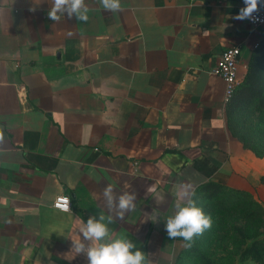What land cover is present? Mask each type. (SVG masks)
<instances>
[{
    "label": "crops",
    "instance_id": "obj_1",
    "mask_svg": "<svg viewBox=\"0 0 264 264\" xmlns=\"http://www.w3.org/2000/svg\"><path fill=\"white\" fill-rule=\"evenodd\" d=\"M85 4L87 21L54 22L50 0H0V264H88L72 241L100 214L147 264H176L185 243L165 222L182 186L215 183L264 206V157L231 136L211 74L239 46L241 81L264 26L235 19L243 0ZM108 185L136 195L123 219ZM60 195L67 213L52 207Z\"/></svg>",
    "mask_w": 264,
    "mask_h": 264
},
{
    "label": "clouds",
    "instance_id": "obj_2",
    "mask_svg": "<svg viewBox=\"0 0 264 264\" xmlns=\"http://www.w3.org/2000/svg\"><path fill=\"white\" fill-rule=\"evenodd\" d=\"M105 10L117 12L121 9L120 0H99ZM244 7L235 16L237 20L252 19L253 13L260 11L264 7L262 0H243ZM50 10L48 18L54 22H59L61 16L69 19L75 17L78 21H87L88 7L85 0H50ZM182 186L183 205L177 203L174 215L167 218L165 230L170 239L183 238L188 247L195 242V237L203 235L204 231L210 229L212 220L210 215H206L202 208L196 206V201L191 199L188 188ZM103 197L110 212L115 211L116 216L123 219L125 214L135 208V193L125 192L118 197L113 186L108 185L103 190ZM67 209V206L65 208ZM107 219V223L105 220ZM113 220L109 215L107 218L100 214L89 216L87 221H81L80 232L83 241H72V248L77 254H84L88 264H147L143 251L136 247V244L126 238H110L108 224Z\"/></svg>",
    "mask_w": 264,
    "mask_h": 264
},
{
    "label": "trees",
    "instance_id": "obj_3",
    "mask_svg": "<svg viewBox=\"0 0 264 264\" xmlns=\"http://www.w3.org/2000/svg\"><path fill=\"white\" fill-rule=\"evenodd\" d=\"M264 93V40L261 41L256 49L250 54L247 62V70L240 81L232 99L226 105L225 115L227 121V128L232 137L236 138L244 148L251 150L259 157H264V154H260L255 148L251 147V138H245L240 135L237 130V125L239 123V114L243 113L249 106L258 102L260 105L264 106V98L261 100L260 96ZM240 126V125H239ZM240 131V128H239ZM214 193V197H213ZM222 194L223 197L229 199H239V197L245 195L249 198L252 195L248 192L236 191L229 189L227 187L217 185L215 183H208L201 186L192 195L191 199L196 201V206L201 205L202 200L210 196L211 199L217 198V194ZM236 196V198L234 197ZM254 200V199H253ZM259 203L258 201H254ZM240 202H236V205ZM260 204V203H259ZM236 205L235 208L237 207ZM263 206L262 204H260ZM264 207V206H263ZM264 210V208H263ZM264 212H262L263 216ZM247 216V215H245ZM246 221V218L244 219ZM201 239L195 237V242L191 247H188L185 243V248L179 253L176 264H223L227 259H229L231 264L236 261L242 263L249 262V264H264V233L262 232L259 237L254 239L249 238L241 240L240 244L242 249L237 255L224 256L231 254H218L214 251L207 250L206 247L201 250L198 248L197 244ZM211 252V253H210Z\"/></svg>",
    "mask_w": 264,
    "mask_h": 264
},
{
    "label": "rangeland",
    "instance_id": "obj_4",
    "mask_svg": "<svg viewBox=\"0 0 264 264\" xmlns=\"http://www.w3.org/2000/svg\"><path fill=\"white\" fill-rule=\"evenodd\" d=\"M263 98L264 93L260 96L261 100ZM262 105L256 102L249 106L239 114L237 125L239 134L245 138H251V147L260 154H264V106ZM216 197L211 199L209 196L206 201L202 200L200 206L198 205L206 215L211 216L212 226L205 230L203 235L198 236L201 241L197 247L201 250L206 247L207 250L214 251L215 254H231L224 256L237 255L242 249L240 244L242 239H254L259 237L262 232L264 233V214L261 215L264 212V207L254 202V198L253 200L245 195L239 197L238 200L227 199L220 193ZM234 197L236 198V196ZM236 202H240V204L236 205ZM234 205L237 207L235 208ZM230 262L227 259L223 264H231ZM233 264H249V262L236 261Z\"/></svg>",
    "mask_w": 264,
    "mask_h": 264
},
{
    "label": "built area",
    "instance_id": "obj_5",
    "mask_svg": "<svg viewBox=\"0 0 264 264\" xmlns=\"http://www.w3.org/2000/svg\"><path fill=\"white\" fill-rule=\"evenodd\" d=\"M264 2V0H262ZM250 26L256 28L264 26V7L259 12L253 13V18L247 19ZM241 50L239 46H231L224 49L216 60L211 74L218 77L224 83V103L228 104L232 99L240 81L238 76L239 59ZM67 206L68 210H65ZM53 209L67 213L71 209V201L69 196L60 195L56 197L52 203Z\"/></svg>",
    "mask_w": 264,
    "mask_h": 264
}]
</instances>
